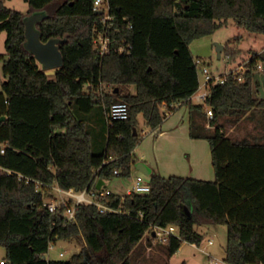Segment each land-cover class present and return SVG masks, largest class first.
Wrapping results in <instances>:
<instances>
[{
	"label": "trees",
	"instance_id": "obj_1",
	"mask_svg": "<svg viewBox=\"0 0 264 264\" xmlns=\"http://www.w3.org/2000/svg\"><path fill=\"white\" fill-rule=\"evenodd\" d=\"M60 1L28 0V14L49 12L38 23L42 40L67 39L61 45L65 64L50 78L24 46L25 14L0 0V35L7 34V54H0L6 75L0 92V118L6 117L0 123L2 262L132 264L144 238L155 240L154 227L176 226L178 236L159 242L169 260L185 242L202 243L197 226L225 225V262L264 264V99L254 84L264 52H254L244 81L230 75L212 87L207 108L214 115L207 123L205 105L191 99L200 88V73L190 50L192 41L229 21L264 36V0H109L115 20L105 55L94 43L96 29L103 26L94 0ZM120 47L126 50L120 53ZM104 84L113 91L104 93ZM117 102L128 104L129 117L111 124L108 114ZM99 104L107 136L95 152L88 125L77 114H90ZM185 105L191 137L211 145L214 181L154 172L151 193L113 192L101 199L122 212L101 213L83 204L75 222L67 220L65 207L51 213L44 206L54 198L53 187L81 192L96 188L97 180L130 177L142 140L140 115L156 131ZM257 116L263 129L257 135L234 139L225 132L223 120L237 125ZM60 240L82 243L83 249L69 260L47 259Z\"/></svg>",
	"mask_w": 264,
	"mask_h": 264
},
{
	"label": "rangeland",
	"instance_id": "obj_2",
	"mask_svg": "<svg viewBox=\"0 0 264 264\" xmlns=\"http://www.w3.org/2000/svg\"><path fill=\"white\" fill-rule=\"evenodd\" d=\"M5 3L9 8L18 10L25 15H28L31 9L28 0H5ZM239 36H242V39L237 42ZM6 39L7 34L4 32L0 35L1 55L7 54ZM219 46H224L221 56H219L218 52ZM190 50L195 60L200 59L206 62L211 74L219 77L225 75L229 71H240L242 70L241 67H244L247 71L254 52H264V36L251 35L243 29H240L234 21H229L227 25L221 27L213 34L192 41L190 44ZM226 56H230L229 59ZM259 64L263 66V69H257L254 77V84L256 85L258 97L264 99V62H259ZM55 72L56 70H51L46 73L50 78H53ZM199 73L200 81L203 83V76L200 70ZM5 80L4 60H1L0 92L2 91ZM102 90L104 93L109 94L113 91V86L111 84H104ZM130 90L135 92L134 87H130ZM193 103L200 105L197 104L195 99H193ZM205 109L207 110V105H205ZM179 110L180 112L177 113L178 120L181 119L182 121L183 118L187 125L190 119L189 106L185 105ZM77 115L87 123L92 134L94 151L98 152L102 146H104L107 136L106 117L103 105H97L95 110L90 114ZM259 118L260 117L257 116L255 120L245 119L237 125H233L223 120L225 132L234 139L257 135L263 130L257 124ZM209 120L210 118L208 117L207 123H209ZM171 122V120L168 122L166 120L164 121L160 129L167 131V134L164 137H160L147 126L144 116L140 115L138 130L140 131L142 140L135 150L138 158L144 155L146 161H159L162 166L164 162V165L166 166L164 167V169H166L164 170V173L168 177L170 175L180 176L185 174L183 173V170H179L181 166L180 168H177V166L181 165L183 162L187 163L188 168L194 167V162L198 161V159L201 162H206V160L212 162L211 145L208 140L201 139V141H199L191 137V143L186 148L182 137H179V141L175 140L174 134L176 131L171 130ZM207 127L210 128V125L208 124ZM178 161L180 164H177ZM171 167L172 169H169ZM177 169L180 172H178ZM185 175L187 176V174ZM137 176L138 171L134 167L130 177H118L112 181H108L107 186L116 194L126 195L128 190L134 188ZM211 177L213 179L212 181L216 178L214 169ZM46 200H48V198ZM196 231L203 236L202 243L198 247H195L191 243L185 242L179 252L169 260L165 248L157 240L151 241V239L146 236L138 246L132 264H209L211 261L217 262L218 264H227L225 262L228 241L227 226L202 225L197 226ZM82 249V243L78 244L76 241L66 242L60 240L52 245L50 251L46 254V257L50 260H69ZM61 254H64V256H61ZM5 257L6 250L4 247L0 246V262L4 260Z\"/></svg>",
	"mask_w": 264,
	"mask_h": 264
},
{
	"label": "built area",
	"instance_id": "obj_3",
	"mask_svg": "<svg viewBox=\"0 0 264 264\" xmlns=\"http://www.w3.org/2000/svg\"><path fill=\"white\" fill-rule=\"evenodd\" d=\"M94 11L101 16L102 20V29H96L95 31V39L94 43L96 48L99 50L101 55L107 54L111 50L112 39L110 36V30L114 26L115 16L111 12L110 2L109 0H94ZM126 50L125 47H120L119 52L123 53ZM201 74L203 76V83L200 81L199 90L192 96L193 99L196 100L197 104L200 105H208V99L211 95V89L218 84H224L228 78V76L232 75L238 81H244V74L246 69L241 67L240 71H229L223 76L216 77L211 74L209 67L206 62L198 59L195 61ZM259 69H263L262 65H258ZM207 115L210 119L213 118V111L207 108ZM129 117V106L125 102H117L111 106V109L108 114V122L113 123L117 120H125ZM0 153H5V147L0 145ZM11 173V172H10ZM116 175H119V171H115ZM54 198L48 199L45 201L44 206L49 209L51 213L57 212L61 207L66 208V217L70 222L76 221V211L80 205L83 204H91L98 207L101 213H120L122 210H117L109 207L108 205L102 203L101 199L110 196L113 194V191L108 188L98 189L93 188L92 190H84L81 192H77L74 189L64 190L60 187L52 188ZM152 188L150 184V180L143 173L142 175L136 178L134 188L132 190H128L126 195L130 194H149L151 193ZM155 234V235H154ZM179 229L176 226L169 227H154L153 236L154 239L158 242L166 243L172 236H178ZM212 243V242H210ZM193 246L198 247L196 244ZM52 247V246H51ZM64 256V254H61ZM4 264V262H1ZM209 264H218L217 262L211 261Z\"/></svg>",
	"mask_w": 264,
	"mask_h": 264
},
{
	"label": "water",
	"instance_id": "obj_4",
	"mask_svg": "<svg viewBox=\"0 0 264 264\" xmlns=\"http://www.w3.org/2000/svg\"><path fill=\"white\" fill-rule=\"evenodd\" d=\"M98 14V13H96ZM47 10L34 11L31 14L25 15V37L26 41L24 46L28 52L36 59L37 63L41 66L42 70L47 72L51 70H58L65 64V58L61 50V45L67 42V39L51 38L48 41L42 40V32L38 28V23L42 22L48 17ZM224 46L218 47L219 56L222 55ZM6 120L3 116L0 118V123ZM137 134V131L135 132ZM136 167L145 176L150 177L152 174L151 167L145 162H138ZM104 181L100 180L98 189H101ZM155 235V234H154Z\"/></svg>",
	"mask_w": 264,
	"mask_h": 264
},
{
	"label": "crops",
	"instance_id": "obj_5",
	"mask_svg": "<svg viewBox=\"0 0 264 264\" xmlns=\"http://www.w3.org/2000/svg\"><path fill=\"white\" fill-rule=\"evenodd\" d=\"M181 108H183V106H181L179 109H181ZM178 110L176 112L170 113L169 114L170 116L169 115H168L169 117L167 116L166 121L167 122L170 121V120L172 121L171 124H170V128H171V130H173V131L175 130L176 131V133L174 134L175 140L179 141V137H182V140H183V142L185 144L184 146H186V148H187V146H189L190 143H191L190 142V139H191V135H190V119H189L187 125L185 124V121L183 120V118H182V121H181V119L178 120L179 118L177 117V115H178L177 113L180 112V110L179 111ZM154 132H156V134L159 135L160 137L161 136L164 137L167 134V131H164L163 129L162 130L160 129V130L154 131ZM197 140L201 141V139H197ZM134 155H135L136 163L134 164L133 168L135 167V169L138 171V176L142 175V172L139 171V169L136 167V164L138 162H145L146 164H148L151 167L152 173L157 172V173H160L162 176L168 178V176H166L165 173H164L165 172L164 170H166V169H164V167H166L164 165V162H163V166H162L159 161H157V162L146 161V157L144 155H142L140 158H138L137 155H136V151L134 152ZM205 163H206V165H205ZM211 163L212 162H208V160H206V162L205 161L201 162L198 159V161L194 162V164H195L194 167L188 168L187 163L183 162L181 165H178L177 168H180V166H181V168L179 170H183V173L187 174V176L185 174H182V175H180V177H193V178L199 179V180L212 181L213 179H212L211 176H212L214 167L212 168L213 163L212 164ZM177 164H180V162L178 161ZM169 169H172V167L169 168ZM179 170L177 169L178 172H180ZM171 176H178V175H170L169 177H171ZM99 181L100 180H97V183H96L97 187H98ZM107 183L108 182H104L102 184L101 188L110 189L107 186ZM153 238H154V236H153ZM153 241H155V240H153Z\"/></svg>",
	"mask_w": 264,
	"mask_h": 264
},
{
	"label": "bare ground",
	"instance_id": "obj_6",
	"mask_svg": "<svg viewBox=\"0 0 264 264\" xmlns=\"http://www.w3.org/2000/svg\"><path fill=\"white\" fill-rule=\"evenodd\" d=\"M209 128V127H208Z\"/></svg>",
	"mask_w": 264,
	"mask_h": 264
}]
</instances>
